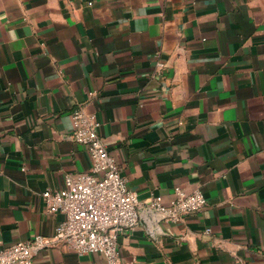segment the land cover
Returning a JSON list of instances; mask_svg holds the SVG:
<instances>
[{
    "label": "crops",
    "instance_id": "0c3cea01",
    "mask_svg": "<svg viewBox=\"0 0 264 264\" xmlns=\"http://www.w3.org/2000/svg\"><path fill=\"white\" fill-rule=\"evenodd\" d=\"M78 107L138 195L123 261L264 264V0H0V248L53 235L40 193L91 165ZM176 186L207 205L165 221ZM31 264L105 261L54 242Z\"/></svg>",
    "mask_w": 264,
    "mask_h": 264
},
{
    "label": "built area",
    "instance_id": "2783aa9c",
    "mask_svg": "<svg viewBox=\"0 0 264 264\" xmlns=\"http://www.w3.org/2000/svg\"><path fill=\"white\" fill-rule=\"evenodd\" d=\"M156 65L164 64L157 59ZM74 142L86 147L91 165L87 171L66 174L62 187L40 193L45 211L60 214L53 235L36 234L29 239L0 248V264H31L32 251L59 242L78 255L100 254L105 264H134L123 261L118 239L139 222L137 192L129 189L116 160L100 135V122L94 114L78 107L71 113ZM207 200L199 189L188 193L176 186L172 198L165 202L160 195L150 199L149 208L162 219L180 222L201 211ZM210 229L204 230L205 234Z\"/></svg>",
    "mask_w": 264,
    "mask_h": 264
}]
</instances>
